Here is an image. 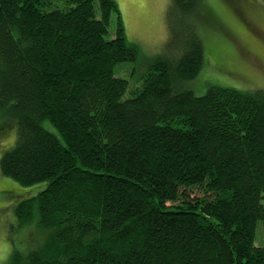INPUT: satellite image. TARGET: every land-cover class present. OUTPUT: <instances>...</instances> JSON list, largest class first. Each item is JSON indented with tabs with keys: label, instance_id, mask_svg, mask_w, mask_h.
Returning <instances> with one entry per match:
<instances>
[{
	"label": "trees",
	"instance_id": "16d2710c",
	"mask_svg": "<svg viewBox=\"0 0 264 264\" xmlns=\"http://www.w3.org/2000/svg\"><path fill=\"white\" fill-rule=\"evenodd\" d=\"M187 34L131 83L115 0H0V111L16 123L0 172L45 182L14 211L50 229L25 264H264V88L194 94L204 48Z\"/></svg>",
	"mask_w": 264,
	"mask_h": 264
},
{
	"label": "rangeland",
	"instance_id": "374dc122",
	"mask_svg": "<svg viewBox=\"0 0 264 264\" xmlns=\"http://www.w3.org/2000/svg\"><path fill=\"white\" fill-rule=\"evenodd\" d=\"M126 38L136 44L137 58L118 65V74L131 83L141 81L152 58L175 52L187 32H195L204 48L198 74L184 85L202 95L209 86L241 90L264 88V0H200L191 14L177 11L172 0H115ZM117 14L112 13L108 37H113ZM43 125L56 133L47 120ZM16 123L0 111V156L15 142ZM45 186L37 182L23 186L0 172V264H25L27 254L39 248L50 229L34 217L19 224L14 208ZM256 243L264 245V225L259 226ZM18 254V260L14 257Z\"/></svg>",
	"mask_w": 264,
	"mask_h": 264
}]
</instances>
